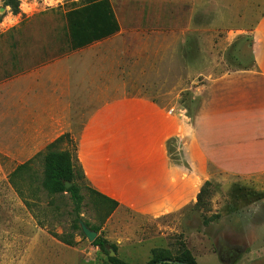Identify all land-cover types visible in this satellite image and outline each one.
I'll return each mask as SVG.
<instances>
[{
  "label": "crops",
  "instance_id": "1",
  "mask_svg": "<svg viewBox=\"0 0 264 264\" xmlns=\"http://www.w3.org/2000/svg\"><path fill=\"white\" fill-rule=\"evenodd\" d=\"M263 2L112 5L116 34L0 81V152L31 160L69 134L92 188L118 203L109 219L121 210L168 218L194 207L205 184L221 176L263 178ZM246 35L250 66L196 72L189 88L166 93L169 68L190 63L198 71L193 54L202 40L215 55Z\"/></svg>",
  "mask_w": 264,
  "mask_h": 264
},
{
  "label": "rangeland",
  "instance_id": "2",
  "mask_svg": "<svg viewBox=\"0 0 264 264\" xmlns=\"http://www.w3.org/2000/svg\"><path fill=\"white\" fill-rule=\"evenodd\" d=\"M126 1L111 0V3L116 10H125ZM19 2V11L15 13L6 0H0V81L69 52L65 14L84 1ZM49 2L54 6L50 7ZM262 12L258 11V15ZM250 44V36L246 35L214 55L207 53L206 40H202L197 54H193L199 61L198 71L190 63L169 68L166 93L179 94L180 90L189 88L187 79L196 72L203 78L234 66H250ZM153 89L159 92L158 87ZM189 91L182 92L187 110L192 107ZM59 149L73 153L74 142H64ZM28 160L20 161L0 152V264H103L108 256L83 234L80 222V228H76L77 216L70 195L51 197L42 189L43 158L34 160L19 179L32 204L30 208L26 206L10 176ZM219 178L211 182L208 195L198 206L154 220L123 210L111 219H103V212L85 189L91 186L85 177L79 181L86 197L80 221L101 226L103 237L117 245V257L128 264H147L159 249L168 251L172 258L187 250L198 264H264V177ZM64 240L73 244L68 245Z\"/></svg>",
  "mask_w": 264,
  "mask_h": 264
},
{
  "label": "trees",
  "instance_id": "3",
  "mask_svg": "<svg viewBox=\"0 0 264 264\" xmlns=\"http://www.w3.org/2000/svg\"><path fill=\"white\" fill-rule=\"evenodd\" d=\"M83 4L77 5L69 9L65 16L68 25V34L70 40V50L75 51L84 48L94 42L108 38L116 34L120 30V25L116 18L111 0H83ZM6 4L10 6L15 13H18L20 2L19 0H6ZM67 52V53H69ZM66 53V54H67ZM62 55H58L46 63L53 61ZM69 134L63 135L55 142L50 144L44 152L37 154L33 159L24 164L19 165L11 174L10 182L16 188V191L25 200L26 206L30 208L31 202L28 200V195L25 193L19 183L21 174L30 166V164L38 158H43L44 173L41 181L42 189L51 197L70 195V199L74 205V212L77 216L75 219L80 222V214L86 197L82 194L83 187L79 181L85 180V175L78 163L77 153L74 145L72 151L65 149L60 150L59 146L64 142H70ZM66 183H71L69 188ZM211 182H207L201 190L198 198V206L203 198L208 195ZM89 198L103 212V219H108L118 208V203L92 188L85 186ZM86 225L92 230L100 233L93 245L99 247L108 257L103 264H128L124 260L117 257H111L110 249H113L116 254L118 251L117 245L110 243L101 233V226L91 225L85 221ZM56 237V236H55ZM68 245H72V241L64 240ZM173 260L171 264H198L191 253L184 250L181 256L172 258L168 251L159 249L155 252L153 258L147 264H170L167 261Z\"/></svg>",
  "mask_w": 264,
  "mask_h": 264
},
{
  "label": "water",
  "instance_id": "4",
  "mask_svg": "<svg viewBox=\"0 0 264 264\" xmlns=\"http://www.w3.org/2000/svg\"><path fill=\"white\" fill-rule=\"evenodd\" d=\"M71 186V183H66V187L69 188ZM80 226L83 234L88 238L90 242H94L98 237V232L92 230L90 227L86 225L85 222L80 221ZM110 255L111 257L116 256V252L113 249H110ZM167 263H174L173 261H167Z\"/></svg>",
  "mask_w": 264,
  "mask_h": 264
},
{
  "label": "built area",
  "instance_id": "5",
  "mask_svg": "<svg viewBox=\"0 0 264 264\" xmlns=\"http://www.w3.org/2000/svg\"><path fill=\"white\" fill-rule=\"evenodd\" d=\"M49 3H50V7H53L54 6L52 2H49Z\"/></svg>",
  "mask_w": 264,
  "mask_h": 264
},
{
  "label": "flooded vegetation",
  "instance_id": "6",
  "mask_svg": "<svg viewBox=\"0 0 264 264\" xmlns=\"http://www.w3.org/2000/svg\"><path fill=\"white\" fill-rule=\"evenodd\" d=\"M232 255V254H231Z\"/></svg>",
  "mask_w": 264,
  "mask_h": 264
}]
</instances>
